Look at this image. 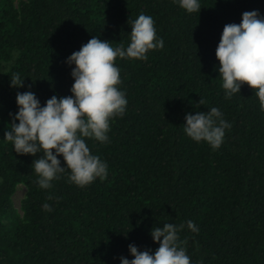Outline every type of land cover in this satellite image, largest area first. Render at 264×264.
<instances>
[{
  "label": "trees",
  "instance_id": "16d2710c",
  "mask_svg": "<svg viewBox=\"0 0 264 264\" xmlns=\"http://www.w3.org/2000/svg\"><path fill=\"white\" fill-rule=\"evenodd\" d=\"M201 6L188 13L176 0H0V264H119L133 258L129 244L154 252L150 231L164 223L185 224L179 237L191 264H264V107L247 84L225 98L215 57L224 25L239 24L245 11L264 16V0ZM141 13L153 17L164 47L145 60L114 61L125 114L110 121L109 142L86 138L107 178L80 187L66 171L40 188L32 161L42 153L19 155L3 138L16 93L31 90L42 106L71 95L66 58L93 36L127 46ZM14 72L31 87H10ZM211 107L231 124L215 150L183 131L186 113Z\"/></svg>",
  "mask_w": 264,
  "mask_h": 264
},
{
  "label": "clouds",
  "instance_id": "9594fccd",
  "mask_svg": "<svg viewBox=\"0 0 264 264\" xmlns=\"http://www.w3.org/2000/svg\"><path fill=\"white\" fill-rule=\"evenodd\" d=\"M176 2L188 13H199L202 8L201 0ZM163 47L164 40L157 36L153 17L141 13L131 21L127 46L120 43L113 47L109 41L93 36L66 58L74 81L71 95L59 98L53 95L42 106L31 90L16 93L17 111L14 115L10 113L13 123L3 138L12 143L19 155L36 157L42 153L32 161L40 188H52V181L66 171L70 172V181L80 187L97 178H107V163L92 154L86 138L109 142L110 121L125 114L128 99L118 87L120 69L114 61L117 57L145 60L149 50ZM215 57L225 98L240 93L241 86L247 84L264 107V16L258 10L243 12L239 24L224 25ZM24 80L19 72H14L10 87L30 88ZM199 103L202 105L203 101ZM184 121V133L197 143H208L213 150L223 144L225 130L231 128L218 107H211L207 112L186 113ZM58 156L63 158L64 166ZM41 207L46 212L52 211L48 203ZM186 226L192 232H199L191 220ZM184 227L185 224L164 223L152 228L150 235L159 244L158 248L154 252L141 251L129 244L128 252L133 258L121 256L119 264H191L184 246L186 241L179 237Z\"/></svg>",
  "mask_w": 264,
  "mask_h": 264
},
{
  "label": "rangeland",
  "instance_id": "374dc122",
  "mask_svg": "<svg viewBox=\"0 0 264 264\" xmlns=\"http://www.w3.org/2000/svg\"><path fill=\"white\" fill-rule=\"evenodd\" d=\"M4 71H5V69L1 70V72H0V80L2 78V75H3V72ZM25 194H26L25 187L22 186V185L17 186L16 191H15V194L13 196V204H14L16 210L19 213H20V205H21L22 200L25 197Z\"/></svg>",
  "mask_w": 264,
  "mask_h": 264
}]
</instances>
